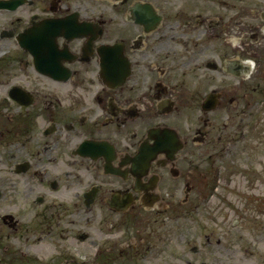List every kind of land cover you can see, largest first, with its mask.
I'll return each mask as SVG.
<instances>
[{"label":"flooded vegetation","instance_id":"obj_1","mask_svg":"<svg viewBox=\"0 0 264 264\" xmlns=\"http://www.w3.org/2000/svg\"><path fill=\"white\" fill-rule=\"evenodd\" d=\"M0 264H264V0H0Z\"/></svg>","mask_w":264,"mask_h":264},{"label":"rangeland","instance_id":"obj_2","mask_svg":"<svg viewBox=\"0 0 264 264\" xmlns=\"http://www.w3.org/2000/svg\"><path fill=\"white\" fill-rule=\"evenodd\" d=\"M257 157H260L261 155H256ZM243 158V157H242ZM246 202V201H245ZM197 224H198V235H199V244H204L207 239H206V235L208 233V224H207V217H206V213L203 211V212H198L197 213ZM237 217L235 216H229L228 218V221H231L236 219ZM221 218L218 217V218H214V224L218 225L219 222L218 220H220ZM217 222V223H215ZM231 222H229L230 224H232ZM184 227V226H183ZM233 234L237 235L236 233L238 232H242V233H246L248 234L249 237H254L256 238L257 236H255V231L254 230H246L245 228L243 227H238L236 229H233ZM218 230L215 232V237H218L220 236L221 234H218ZM189 235V233H188Z\"/></svg>","mask_w":264,"mask_h":264}]
</instances>
